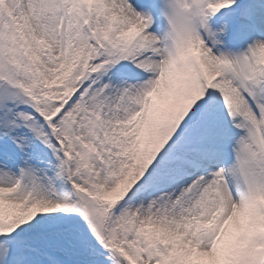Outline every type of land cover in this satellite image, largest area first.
I'll list each match as a JSON object with an SVG mask.
<instances>
[{
	"label": "snow or ice",
	"instance_id": "6c2138e0",
	"mask_svg": "<svg viewBox=\"0 0 264 264\" xmlns=\"http://www.w3.org/2000/svg\"><path fill=\"white\" fill-rule=\"evenodd\" d=\"M0 264H264V0H0Z\"/></svg>",
	"mask_w": 264,
	"mask_h": 264
}]
</instances>
